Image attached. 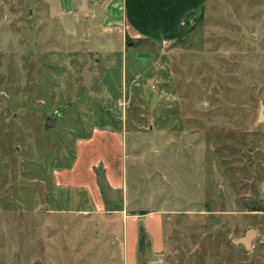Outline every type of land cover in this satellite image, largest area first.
I'll return each mask as SVG.
<instances>
[{
    "label": "rangeland",
    "instance_id": "1",
    "mask_svg": "<svg viewBox=\"0 0 264 264\" xmlns=\"http://www.w3.org/2000/svg\"><path fill=\"white\" fill-rule=\"evenodd\" d=\"M79 4L0 0V264H126L144 211L166 249L149 234L130 264H264V0H208L167 43ZM101 131L125 182L96 209L57 173Z\"/></svg>",
    "mask_w": 264,
    "mask_h": 264
},
{
    "label": "crops",
    "instance_id": "2",
    "mask_svg": "<svg viewBox=\"0 0 264 264\" xmlns=\"http://www.w3.org/2000/svg\"><path fill=\"white\" fill-rule=\"evenodd\" d=\"M80 1L79 10L83 3V0ZM207 1L85 0L87 10L90 12L96 7L104 8L105 22L109 26L116 24L114 28L121 29L122 34L120 36L123 35V38L137 40L159 39L163 43L173 42L182 37L197 21L198 10ZM67 2L70 3L72 0H67ZM113 137L119 138L121 146H124V139L121 134L104 131L95 132L85 140L87 144H79L77 158L73 163V167L57 173V183L67 184L72 181L74 185L81 187V191L89 196L91 203L94 204L96 209L105 206L103 201L104 193L99 181H97V167L103 165L106 168L105 177L111 189L121 190L124 187L125 178L121 161L119 160L118 166V161L116 162L114 157L113 160L115 162L108 157L112 161V164H110L108 159L103 158L101 155H95L91 151L92 147L102 142L107 143L106 140L113 139ZM115 163L118 166L117 170L114 168ZM107 200L111 203L115 201L114 199H109L108 196ZM150 214L144 211L130 214L125 218V238L129 241V248L126 249L128 254L126 264L135 263L136 261L137 246L140 244L141 227L145 229L147 236L150 234L154 251L163 253L166 249L163 217L157 213L155 216L153 215L151 222H146L148 218L144 217ZM141 221H144L145 224L143 223L144 225H142Z\"/></svg>",
    "mask_w": 264,
    "mask_h": 264
},
{
    "label": "water",
    "instance_id": "3",
    "mask_svg": "<svg viewBox=\"0 0 264 264\" xmlns=\"http://www.w3.org/2000/svg\"><path fill=\"white\" fill-rule=\"evenodd\" d=\"M80 10L81 11H86L87 10V6H86L85 0H83L82 5L80 6ZM89 67H90V63L85 66V70L83 72L85 83H89V81L91 80V77H92V74L88 70ZM256 234H257V229L250 228L249 230H247V232L245 233L244 236H241V237H238V238H234L233 241L237 242V243L244 244L246 246V248H250L251 244H252V241L255 238Z\"/></svg>",
    "mask_w": 264,
    "mask_h": 264
},
{
    "label": "trees",
    "instance_id": "4",
    "mask_svg": "<svg viewBox=\"0 0 264 264\" xmlns=\"http://www.w3.org/2000/svg\"><path fill=\"white\" fill-rule=\"evenodd\" d=\"M201 17V15H200ZM96 171L98 173V181L101 185L102 191L105 194L106 193V187L108 186L105 173L100 170V168H96ZM147 237V233L143 227H141V237H140V245L144 242V239Z\"/></svg>",
    "mask_w": 264,
    "mask_h": 264
}]
</instances>
